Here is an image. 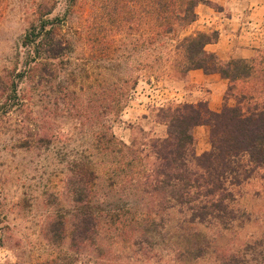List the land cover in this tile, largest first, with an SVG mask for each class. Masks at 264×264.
Segmentation results:
<instances>
[{"label":"rangeland","instance_id":"1","mask_svg":"<svg viewBox=\"0 0 264 264\" xmlns=\"http://www.w3.org/2000/svg\"><path fill=\"white\" fill-rule=\"evenodd\" d=\"M67 1L0 0V91L24 66L21 41L40 7L54 6L50 18L64 16L71 42L67 56L43 63L21 83L24 102H4L0 93V264H214L217 250L264 264V169L240 188L236 207L243 216L222 233L203 226L194 227L196 234L180 232L176 214L155 216L149 197L135 190L120 142L128 145L140 130L162 135L156 109L186 103L179 97L186 88L164 66L151 67L155 53L141 45L146 30L134 38L115 34L109 54H100L104 2L75 0L67 9ZM192 32L196 28L183 34ZM254 59L262 68L264 48ZM254 85L261 88L254 79L233 83L223 106L236 105L241 88ZM261 92L257 102H264ZM108 129L115 143L99 140ZM194 136L196 153L210 149L207 128H196ZM77 171L84 176L87 208L100 224L93 243L72 248L75 207L66 178ZM59 220L65 222L60 241L53 228ZM205 243L207 254L196 260L191 250Z\"/></svg>","mask_w":264,"mask_h":264},{"label":"trees","instance_id":"2","mask_svg":"<svg viewBox=\"0 0 264 264\" xmlns=\"http://www.w3.org/2000/svg\"><path fill=\"white\" fill-rule=\"evenodd\" d=\"M102 1L104 6L99 19L107 26L105 33L99 31V35L102 34L99 53L103 56L111 51L115 34L134 38L146 30L147 37L141 45L155 53L151 67L164 66L165 74L177 82L183 81L193 70L218 74L228 82L229 91L231 85L240 80L261 82V88L242 87L243 93L236 105H224L219 112L211 111L206 102L162 105L155 111L164 127L162 135L140 130V137L132 139L128 145L120 142L130 159V182L136 191L149 197L155 216L176 214L180 232L189 230L196 234L194 227L197 226L214 228L219 233L228 231L243 216L236 207L240 188L264 169V102H257L255 98L264 90V72L261 71L264 65L256 69L255 59L221 61L214 53L206 51L207 45L217 41L216 31L183 34L197 20L196 8L205 3L204 0ZM67 2V9H71L75 0ZM53 10L54 6L40 7L35 23L26 30L21 41L24 66L0 91L6 94L4 102H24L21 83L30 81L43 63L67 56L71 49V42L63 32L64 16L50 18ZM88 36V42L93 43L92 36ZM139 44H135V48ZM198 127L208 128L210 144V149L199 155L194 136ZM109 130L108 135L101 134L99 140L115 143V136ZM88 173L94 175L91 170ZM83 180L81 171L72 172L66 178L75 207L71 216L72 248L93 243L100 224V216L98 222L87 208ZM53 228L60 241L65 222L55 221ZM209 246L207 243L195 245L191 250L195 259L203 258ZM188 253L185 251L181 256ZM214 253H218L214 264H246L239 253L226 250Z\"/></svg>","mask_w":264,"mask_h":264},{"label":"crops","instance_id":"3","mask_svg":"<svg viewBox=\"0 0 264 264\" xmlns=\"http://www.w3.org/2000/svg\"><path fill=\"white\" fill-rule=\"evenodd\" d=\"M204 1L208 5L201 4L196 8L197 20L189 28L206 33L218 32L217 41L207 45L206 51L214 53L221 61L251 60L259 49L264 48V0ZM181 84L186 89L183 88V95L179 94L180 100L191 104L206 102L213 112L222 109L228 82L218 74L193 70Z\"/></svg>","mask_w":264,"mask_h":264}]
</instances>
